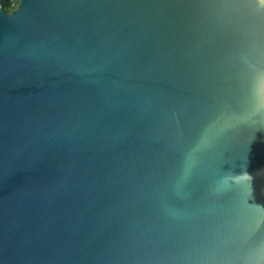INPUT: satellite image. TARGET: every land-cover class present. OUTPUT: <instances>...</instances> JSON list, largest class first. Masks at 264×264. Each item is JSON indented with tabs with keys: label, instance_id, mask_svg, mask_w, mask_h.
<instances>
[{
	"label": "water",
	"instance_id": "water-1",
	"mask_svg": "<svg viewBox=\"0 0 264 264\" xmlns=\"http://www.w3.org/2000/svg\"><path fill=\"white\" fill-rule=\"evenodd\" d=\"M0 0V264H264V0Z\"/></svg>",
	"mask_w": 264,
	"mask_h": 264
},
{
	"label": "trees",
	"instance_id": "trees-1",
	"mask_svg": "<svg viewBox=\"0 0 264 264\" xmlns=\"http://www.w3.org/2000/svg\"><path fill=\"white\" fill-rule=\"evenodd\" d=\"M18 2L19 0H2L1 4L6 12H11L16 8Z\"/></svg>",
	"mask_w": 264,
	"mask_h": 264
}]
</instances>
